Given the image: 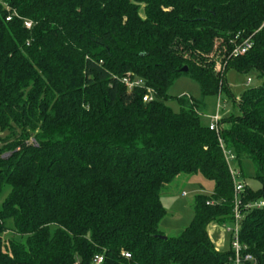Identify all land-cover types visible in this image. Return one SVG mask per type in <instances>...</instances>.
<instances>
[{
  "label": "trees",
  "instance_id": "16d2710c",
  "mask_svg": "<svg viewBox=\"0 0 264 264\" xmlns=\"http://www.w3.org/2000/svg\"><path fill=\"white\" fill-rule=\"evenodd\" d=\"M237 33L253 43L239 58ZM229 71L262 82L211 131L204 99L229 97ZM183 77L201 99L173 112ZM0 132V264H231L208 235L234 220L224 151L253 162L261 188L239 195V238L264 264V207L247 208L264 201V0H0ZM197 174L213 194L166 237L161 196Z\"/></svg>",
  "mask_w": 264,
  "mask_h": 264
},
{
  "label": "rangeland",
  "instance_id": "374dc122",
  "mask_svg": "<svg viewBox=\"0 0 264 264\" xmlns=\"http://www.w3.org/2000/svg\"><path fill=\"white\" fill-rule=\"evenodd\" d=\"M218 70L220 66L218 65ZM249 80V83H248ZM261 79L258 73L250 72L249 74L229 71L226 75V91L222 94L221 99L218 96H210L204 99L207 106V113L203 118V123L209 124L211 119L218 114L222 115L234 113L233 107L235 100L251 88L261 85ZM182 96L191 97L193 100L201 99V90L198 83L188 77L177 80L168 90L169 100L167 106L173 111H179L178 99ZM7 136V133L0 132V139ZM231 167L242 172L241 179L244 186L254 192L260 190L261 185L255 179V168L251 160H243L239 166L237 161L231 163ZM214 191V183L204 178L201 174L191 177L181 176L172 185H170L162 194L161 200L167 210L165 218L160 224V230L166 237L175 236L191 225L194 220L193 203L197 196H211ZM257 204V203H255ZM253 204V205H255ZM236 230L234 221L227 223H213L208 228V233L214 246L221 252L230 250L232 236L231 231Z\"/></svg>",
  "mask_w": 264,
  "mask_h": 264
},
{
  "label": "built area",
  "instance_id": "2783aa9c",
  "mask_svg": "<svg viewBox=\"0 0 264 264\" xmlns=\"http://www.w3.org/2000/svg\"><path fill=\"white\" fill-rule=\"evenodd\" d=\"M11 17L9 16L7 18V21H10ZM25 27L27 29L31 28V23L26 22ZM232 44L235 46L233 50V56L235 58H239L244 56L253 46L252 43V37L244 38L242 37V33H237L234 36V39L232 41ZM121 83L127 88L129 92H133L138 88H142L144 86L143 80L135 77L126 76L121 80ZM249 83V80H248ZM148 93L143 97V101L145 103L151 102L154 99V91L151 89H147ZM220 119V114H218L215 118L211 119L209 123V129L211 131L218 132V122ZM224 154L226 156L227 163L230 166V172L231 176L234 182V192H235V208H234V222L236 224V230L231 231L232 236V242L230 249L233 252L232 258H231V264H257L255 258L251 255L246 253L245 249L243 248L240 238H239V222L241 220V211H240V205L241 201L239 200V195L244 192L245 186L242 182L241 174L239 171L231 167V163L233 161H236L235 156L230 151H224ZM264 207V201H261L255 205L250 204L247 206V208H262ZM124 256L126 258H130L129 254H125ZM103 262V257L98 256L95 258L94 263L95 264H101Z\"/></svg>",
  "mask_w": 264,
  "mask_h": 264
},
{
  "label": "water",
  "instance_id": "95a60500",
  "mask_svg": "<svg viewBox=\"0 0 264 264\" xmlns=\"http://www.w3.org/2000/svg\"><path fill=\"white\" fill-rule=\"evenodd\" d=\"M187 70H188V69L185 67V68H183V69L181 70V72H184V73H185V72H187ZM160 238H161V239H166L165 236H161Z\"/></svg>",
  "mask_w": 264,
  "mask_h": 264
},
{
  "label": "crops",
  "instance_id": "0c3cea01",
  "mask_svg": "<svg viewBox=\"0 0 264 264\" xmlns=\"http://www.w3.org/2000/svg\"><path fill=\"white\" fill-rule=\"evenodd\" d=\"M211 225H212V224H211ZM211 225H210V226H211ZM210 226H209V227H210ZM208 235H209V233H208ZM215 248H216V247H215ZM216 249H217V248H216ZM217 250H218V249H217Z\"/></svg>",
  "mask_w": 264,
  "mask_h": 264
}]
</instances>
